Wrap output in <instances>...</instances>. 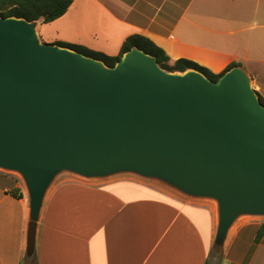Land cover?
Instances as JSON below:
<instances>
[{
  "label": "water",
  "instance_id": "95a60500",
  "mask_svg": "<svg viewBox=\"0 0 264 264\" xmlns=\"http://www.w3.org/2000/svg\"><path fill=\"white\" fill-rule=\"evenodd\" d=\"M37 27L0 17V172L26 190V258L62 174L133 175L214 202L215 252L238 219L264 218V106L241 67L213 82L137 48L108 67L40 42Z\"/></svg>",
  "mask_w": 264,
  "mask_h": 264
},
{
  "label": "crops",
  "instance_id": "0c3cea01",
  "mask_svg": "<svg viewBox=\"0 0 264 264\" xmlns=\"http://www.w3.org/2000/svg\"><path fill=\"white\" fill-rule=\"evenodd\" d=\"M86 12L99 16L101 49L79 38L66 44L116 56L125 39L136 34L171 60H190L214 74L233 62L251 79L259 80L264 73V45L259 43L264 0H74L67 10L68 30H78L86 20L78 22V17ZM242 13L251 14L249 21ZM56 42L65 43L48 41ZM255 88L264 100L262 85ZM19 183L12 174L0 172V264H210L215 203L133 175L101 180L60 175L45 195L35 260L28 261V199ZM13 188L21 199L12 196ZM263 224L236 222L220 264H264V231L255 242Z\"/></svg>",
  "mask_w": 264,
  "mask_h": 264
},
{
  "label": "trees",
  "instance_id": "16d2710c",
  "mask_svg": "<svg viewBox=\"0 0 264 264\" xmlns=\"http://www.w3.org/2000/svg\"><path fill=\"white\" fill-rule=\"evenodd\" d=\"M74 0H0V17H14L24 19L27 22H36L38 25H45L61 18L69 9ZM62 47L69 48L73 51L84 54L85 56L102 61L106 66L112 67L121 56L131 50L137 48L144 53L152 56L158 66L168 72H185L187 70H195L203 74L208 80L216 82L221 75L228 70L239 66L238 63L229 64L224 70L218 74L212 73L205 67L198 65L195 62L186 59L171 60L165 52L156 46L149 39L140 35H131L125 39L120 47V51L116 56H107L102 53L90 51L84 47L71 45L66 43H57ZM260 103L264 106L263 98L257 94ZM5 177V175H3ZM17 180H12L15 183ZM12 196L16 199H21L22 196L19 190L12 189ZM264 231V224L260 226L255 242H259ZM212 251H214L212 249ZM215 252V251H214ZM28 261L35 260L27 258ZM208 264V263H206Z\"/></svg>",
  "mask_w": 264,
  "mask_h": 264
},
{
  "label": "rangeland",
  "instance_id": "374dc122",
  "mask_svg": "<svg viewBox=\"0 0 264 264\" xmlns=\"http://www.w3.org/2000/svg\"><path fill=\"white\" fill-rule=\"evenodd\" d=\"M232 0H223V2H226L227 4H230ZM236 2H239L241 0H235ZM70 14V13H69ZM96 12H86L84 13L82 16L78 17V22H83L82 19L85 20V23H80V26L77 30V28L75 30H68L67 28V20L69 19L68 13L66 12V14L64 16H62V18L60 20H56L54 22L42 25V29L40 30V34H39V26L37 27V34L39 37L40 42L42 43H46V44H51L48 43V41H50L51 39L56 40L58 42H67L68 40H73L76 38L82 39L83 41H85L84 43L88 46V47H94L96 49L102 47L103 41H102V24L100 23L99 20V16L97 17ZM244 20L245 21H249L251 14L248 13H242ZM71 16L74 17L75 20V14L73 12H71ZM71 18V17H70ZM76 27V25L74 26ZM73 27V28H74ZM257 33V32H256ZM93 34L96 35V37L93 36ZM259 43L261 45V47L263 48L264 45V30H260V39H259ZM57 44V42H56ZM101 49V48H100ZM262 85L263 90H264V73L260 76L259 80H254L250 78V87L252 90H254L256 92V94H259L258 88H255V86L257 85ZM15 178H17L19 181L20 179L18 178V176L16 175H12ZM20 186L21 185V181L19 183ZM264 221V218H241L237 220V223H258ZM221 258H222V253L221 252H214L211 249L210 252V264H220L221 262Z\"/></svg>",
  "mask_w": 264,
  "mask_h": 264
}]
</instances>
